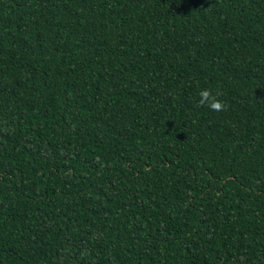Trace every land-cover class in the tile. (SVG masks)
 Segmentation results:
<instances>
[{
	"label": "trees",
	"instance_id": "obj_1",
	"mask_svg": "<svg viewBox=\"0 0 264 264\" xmlns=\"http://www.w3.org/2000/svg\"><path fill=\"white\" fill-rule=\"evenodd\" d=\"M0 264H264V0H0Z\"/></svg>",
	"mask_w": 264,
	"mask_h": 264
},
{
	"label": "clouds",
	"instance_id": "obj_2",
	"mask_svg": "<svg viewBox=\"0 0 264 264\" xmlns=\"http://www.w3.org/2000/svg\"><path fill=\"white\" fill-rule=\"evenodd\" d=\"M203 95H205V94L202 93V96H203ZM214 107H218V105H214Z\"/></svg>",
	"mask_w": 264,
	"mask_h": 264
}]
</instances>
